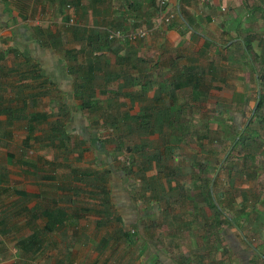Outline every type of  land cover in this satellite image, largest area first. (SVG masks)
I'll use <instances>...</instances> for the list:
<instances>
[{
	"label": "crops",
	"instance_id": "1",
	"mask_svg": "<svg viewBox=\"0 0 264 264\" xmlns=\"http://www.w3.org/2000/svg\"><path fill=\"white\" fill-rule=\"evenodd\" d=\"M61 1H66L75 7L72 6L76 9V24H79V28H70L65 37L64 35L60 37V34L54 32L51 27L43 28L42 23L28 26L35 17L43 19L50 15L48 13L53 14ZM135 1L45 0L32 4L28 17L21 21L10 1L0 0V75H9V78L14 77L16 80L15 87L10 89L11 93L14 92L12 101L17 99V102H14L18 113L16 124H25L24 128H26L29 123L32 131L37 128L45 132L55 123L62 124L68 135L63 141L66 142L65 145L69 143L72 146L75 139H77L75 143L82 142L81 150L78 149L75 155L76 163L82 162V156L87 152L86 146L91 148L95 169H75L78 173L92 172V175L96 174L97 178H105L108 175L115 180H122L123 174L119 171L114 172L112 165L100 174L97 173L96 168L110 165L114 147L113 141L99 136L97 126L100 124L110 130V121L112 118L116 119L113 116L121 114L122 119L125 115L138 116V111L144 107L150 109L154 116L157 112L155 110L159 109V101L162 98H168L169 90L165 89L166 91L162 92L161 87L170 86L175 69L177 73L183 72L180 68L184 66V63H179L180 57L188 61V68L196 71L197 61L203 53L210 50L211 54H220L222 51L229 54L225 56L226 65L233 66L239 60L235 59V61L232 58L240 45L238 38L247 44L260 41V38L256 40L253 30L261 25V21H264V0H209L208 2L168 0L176 15L167 25L155 24L156 0H153L152 4L151 0H139L136 1L137 4ZM144 5L145 10H143ZM256 24L257 26L254 27ZM80 29L87 30L88 33L82 34ZM137 29L151 30V32L141 40L107 41L106 32L109 30L125 33ZM227 40H233V42L227 44L225 42ZM65 41L67 45L63 47ZM216 42L224 43V45L216 44ZM192 51L193 55L190 54ZM242 53H244L243 50ZM238 56L241 55L238 54ZM4 65L8 68L5 69ZM244 65H248L249 68L250 62ZM162 72L168 78L161 82L159 87H154L155 82L158 81L156 75ZM205 72L207 75L208 71L205 70ZM198 73L200 76L202 71L199 70ZM220 80L224 79L220 78ZM202 81L205 80L202 78ZM185 88L191 90L189 87ZM181 89L183 88L176 91ZM44 98L46 102L42 105L44 107L40 108L39 103ZM142 100L146 102V105L140 103ZM165 100H162L163 105ZM167 106L164 105V107ZM36 109L40 111H34ZM40 114L47 116L48 127L46 123H43L45 121H38L41 122L39 125L33 122ZM76 116L82 118L74 124H79L81 132L85 134V140L75 132L69 134L67 129ZM4 125L10 127L8 122H4ZM42 137L40 140H43ZM55 139H61L59 133ZM46 142L49 147L54 148V143ZM94 144L95 147H93ZM151 163L155 165L157 162L152 159ZM22 167L20 166L16 175L19 176L17 181L20 182L17 188L7 187L10 180L8 172L0 173V264H70L73 257L70 258L69 245H65L64 240L75 241L76 239V234L70 231V225H72L70 219H73L71 205L58 203L60 198H54L56 202L43 199L47 195L43 194L40 187H28L25 181L28 175L22 173ZM17 181L14 180V183L16 184ZM121 185L125 186L123 182ZM103 187L106 192L108 210L111 213L107 217L109 218L110 215L112 217L114 211V218L118 217L120 219L118 223L122 225V219L113 209V204L118 205L116 202L121 194L128 196L126 192L128 189L126 186H119L120 190L115 188V194L107 189L106 183H103ZM155 190L152 187L147 190H144L143 186L141 188L142 194L147 199L149 197L148 203H152L151 208L157 207L155 201L157 199L150 198ZM240 193L242 198L237 204L243 209L242 214L245 215L250 211L247 215L251 213L256 215V212H259L262 219L257 220L255 225L239 219L243 223L242 227L239 224H230L223 219L198 216L202 208L199 211L195 208L197 212L191 219H187L189 214L185 215L183 225L187 232L185 235L191 236L195 230L193 227L200 225V230H203L199 236L203 238L197 241L199 237H196L194 250L180 256L179 264H186V262L189 264H264V224L260 222H264V208L258 211L260 201L264 203L261 199L263 194H253L243 190ZM11 194L17 198L12 204L10 203ZM22 194L24 196H21ZM179 201L183 204L186 199L182 197ZM97 203L95 201V207ZM128 205L132 212L128 219L130 224L135 226V210L131 202ZM46 209L52 211V215H42ZM61 211H64L63 218L60 216ZM200 214L205 213L202 211ZM32 215L36 216L35 220L32 219ZM231 216L234 219V215ZM81 220V218L78 220L77 227H83L80 224ZM30 224L38 228L36 229L34 225L30 227ZM189 225L192 228L188 227ZM213 225L217 228V232L212 231ZM32 234L33 247L26 252L22 243ZM54 234L59 237L51 238L50 236ZM150 242L148 240L147 247L151 258L162 262L154 243ZM61 244L63 251H60ZM98 252L97 255L101 253V251ZM166 258L168 257L164 258V262Z\"/></svg>",
	"mask_w": 264,
	"mask_h": 264
},
{
	"label": "rangeland",
	"instance_id": "2",
	"mask_svg": "<svg viewBox=\"0 0 264 264\" xmlns=\"http://www.w3.org/2000/svg\"><path fill=\"white\" fill-rule=\"evenodd\" d=\"M136 1L135 4H137ZM66 5L70 4L66 1H61L53 14L48 13L50 15L43 19L35 17L28 26L41 25L42 23L43 28L46 26L51 27L54 32L60 34V37L62 35L65 37L66 32L72 28L66 25V21L63 18L64 16L68 18V14L64 9ZM145 8L144 5L143 10ZM14 11L16 12V10ZM73 14L76 16L74 11ZM78 26L79 24H77V28H79ZM80 30L82 34L88 33L87 30ZM253 31L256 35V40L260 38V41L248 43L250 50L245 54L241 50L242 39L238 38L241 46L238 42V51L234 52L232 58L239 60L237 62L235 60L233 66L226 65L225 56H229V54L225 52L222 53L221 51L220 54H211L209 50L202 54L197 61L195 69L197 73L199 70L202 71L199 77L205 80L202 81L203 92L194 93L192 90L183 88L173 93V100L162 98V100L166 99L164 105H168L170 110L164 107L162 100L159 101V109H167L168 114H171L170 117L175 116L177 118L178 126H174L175 130L163 128L164 132L161 135L156 133L147 137L139 136L136 131L127 136L125 132L119 130L114 132L113 137L111 129L107 130L98 124L99 136L105 137L108 141L122 143L121 149L117 152L113 147V158L111 157L112 161L108 167L112 165L114 172L119 171L123 174V178L122 180H115L108 175L105 176L107 189H110L111 193L114 192L116 194V189L120 190V187L126 186L128 196L121 194L116 202L119 206L113 204V209L122 219V225H119V223L117 224L111 219L112 217L103 219L93 213L95 196L92 197L87 192L85 194L78 193L76 196L70 195V197L73 196V209L77 210L78 217L81 214L82 220L80 224L83 225L82 228L70 225L71 233L74 232L76 234L75 241H70L69 239L65 241L63 239L64 244L69 245L68 253L71 254L70 258L73 257V261L70 264H162V262L151 258L148 247L145 245L146 243L148 244V240L154 243L156 250L161 256L160 260L164 262V258L168 257L178 262L180 256H184L194 250L196 237H199L197 241L203 238L199 236L203 230H200V225L193 227V230H195L191 236L187 237L185 235L187 234L183 226L185 215L189 214L187 219H191L197 212H195V208L198 211L202 208L198 212V216L223 219L230 224H239L242 227L243 223L239 219L246 220L250 225H255L257 220L262 219L259 212H256L257 216L254 213L247 215L250 211L245 215L242 214L243 209L237 204L242 198V193H240L242 190L253 194H263L261 199L264 200V122L253 125L258 121L257 118L249 126L250 132H253L251 138L246 139V143L250 145L247 149L248 154H250L248 155L249 158L244 157L239 147L236 146L239 143L237 142L239 135L244 132V125L252 119L251 110L255 107L257 95L264 93L256 84V75L260 74L259 67L256 62H252L255 54H258V58L264 55V21H261V25L255 27ZM228 41L225 42L227 44L233 42V40ZM219 43L216 42V44ZM220 44L224 45V43ZM65 45H67V41H65L63 47ZM190 54L193 55V51ZM238 54L241 56H238ZM248 62H252L253 68H250L251 65L249 68L248 65H244ZM179 63H184V66L180 69L189 67L187 65L188 61L184 57H180ZM209 67L212 70L206 75L205 70H209ZM4 68L7 69V65H4ZM141 69L144 70L145 68L141 67ZM156 77L158 81L155 82L154 87H159L161 82L168 78L163 72L160 75H156ZM220 78L224 80L222 81ZM15 81L14 77L9 78V75H0V86L1 90L3 89L0 95L3 105L10 103L8 101H11L10 98L14 95V92L11 93L10 89L15 87ZM169 87H161L162 92L169 90ZM45 100L44 98L39 103L41 105L40 108L44 107L42 105L45 104ZM140 103L146 105L144 100ZM262 104L263 107L260 109L259 114L264 119V96L262 97ZM34 111L39 112L40 109ZM142 112L143 109L139 110L137 115L141 117ZM113 117L118 120L117 122L123 121L121 114ZM104 118L107 120L106 116ZM141 120L144 119L141 117ZM4 122H6V119L0 116V173L8 172L10 175L7 187L17 188V186H20V182L17 181L19 176H16L17 171L20 169V164L16 160H25L26 162H32L36 166V172L28 174L27 179H25L28 187H40L43 194L47 195L43 199L60 198L57 201L58 203L69 204L64 199L66 197L64 190L71 186H78L71 180L69 170L70 168L95 169L91 148L86 146L87 152L82 156V162L78 164L74 161L78 149H81V147L74 144L77 139L74 140L72 146L67 143L65 145L66 151H62L59 147H49L46 141L40 140L42 130L37 128L31 135L35 137V140H28L29 147L23 148L22 141L26 137V128H24L26 125L19 123L8 127L4 125ZM250 132H245L242 135L247 136V133L251 134ZM143 141L145 142L144 149L147 154L161 149V156H164L161 162L168 167L167 171H162V169H157L155 165L150 163L149 171L144 176L158 177L159 180L157 181L161 184L162 189L168 194H174L168 199V203L155 200L157 207L154 206L153 208H151L152 203H148L149 197L147 199L142 194V183L136 175L137 172L134 173V166H139L140 161L139 154L134 151V148ZM164 145L171 148L173 153L170 155L166 154V150H162ZM243 149L244 151L246 150L245 148ZM9 154L13 157H8L7 155ZM227 155L229 156L226 160ZM102 166L103 168H96L97 173L100 174L104 169L108 168L106 165ZM125 166H128L133 172L126 173L124 171ZM29 172H31V168ZM167 173L170 178L168 183L165 176ZM42 176H51L52 179L45 180ZM14 180L17 181L16 184ZM121 182L125 186H122ZM205 190L209 193L206 198V194H203L206 192ZM176 193L185 197L186 202L182 204L179 201L182 197H177ZM15 198L11 194V204L14 203ZM43 199L42 202L39 200L42 204ZM130 202L135 210L136 223L134 225H136V228L130 224L128 219L132 213L130 211L131 207L128 205ZM260 202L258 211L264 208L263 201ZM83 209L91 211L82 212ZM216 209L219 214H217ZM202 211H204V215L200 214ZM113 214L114 211L112 216H114ZM231 215H234V219ZM124 216H126L127 220ZM260 222L264 224L263 221ZM33 225L30 224V227ZM34 226L36 229L38 228V226ZM188 227H191V225ZM214 227L213 225L212 231L217 232V228ZM119 232L132 236L131 240H134L133 243L130 242L131 244L127 245L123 241L118 240ZM108 235L113 236L115 240L110 242L97 255L99 237ZM50 237L57 238L59 236L54 234ZM15 238L17 239V237ZM62 244L60 251L64 250ZM96 245L97 248L95 249Z\"/></svg>",
	"mask_w": 264,
	"mask_h": 264
},
{
	"label": "trees",
	"instance_id": "3",
	"mask_svg": "<svg viewBox=\"0 0 264 264\" xmlns=\"http://www.w3.org/2000/svg\"><path fill=\"white\" fill-rule=\"evenodd\" d=\"M9 1H10L11 6L13 7V9L16 10L17 16L21 20H25L28 17L27 15L29 13L31 5L34 3H41L45 0H9ZM152 2H153V0H151V4H152ZM74 12L76 13V9H74ZM63 18L65 21H67V17L64 16ZM72 26H70V27H72L73 29L77 28L75 15H74V22H73ZM111 31H114V30H111ZM55 36H57V35H55ZM107 41H110V40H107ZM242 50L245 54L250 50V47L247 44V42L246 43L242 42ZM257 55L258 54H255L254 60H252V62L257 63V65L259 67V71H260V74L256 75V84L258 87L261 88V90L264 91V55L260 56L259 58ZM252 62H250V65L252 64ZM256 63H254V64H256ZM251 67H252V65L250 66V68ZM208 69H209V70H207L208 72L212 70L210 67ZM35 76L39 77L38 75H35ZM170 81H171V83H170L169 93H168V98H170V100H173V98H174L173 93L179 88L189 87L194 93H199L200 91L201 92L204 91V86L202 84V77H199V73H197L193 68L183 69L182 73H177V69H175L174 74L172 75V79ZM2 90H1V86H0V93L2 92ZM263 96H264V93L257 95L255 107L251 110V114H252L251 118L252 119L250 118L251 120H249L248 123H246L244 125L245 126L244 132L242 134H244L245 132H250L251 129L249 128V126H251L254 123V121H253L254 119L258 118V121L256 123H254L253 125L259 124L260 122H264V119L262 117H260V114H259L260 109H262V107H263V104H262V97ZM1 98L2 97L0 95V115L4 116L6 118V122H8V125L11 127L12 125L16 124V121L18 120V116H17L18 113L16 111L17 106H16V104H14V102H17V99H14L12 101V99L10 98L11 101H8L10 103L3 105V100ZM167 109L170 110V107L167 106ZM167 109L155 110L157 112L154 113L155 114L154 116H152L151 110L144 107L143 108V114L141 115V117L144 120H141V117H139V116L125 115L123 121L117 122V120L113 119L111 116L110 119L112 118V120L110 121L109 127L111 128V131L113 133V137H114V132L119 131V130L122 132H125V134L127 136L130 133L136 131L137 134L141 137L142 136L147 137L149 135H153L154 133L161 135L164 132L163 128L175 130L174 126L175 125H176V127L178 126L177 118L175 116L170 117L171 114H168ZM149 112H150V114H149ZM178 114H179V111H178ZM32 118H34V117H32ZM46 119H47L46 115L40 114V115H38L37 120H34V119H32V120H34L33 122L35 124H38V125H39V123L45 121L43 123H46V126L48 127L49 125L46 122ZM79 119H82V118L80 116L79 117L76 116L74 118V120L71 122L70 127L67 129L69 131V134H73L75 132L76 135H79L82 139L85 140V134L83 132H81V129L79 128V124H77V125L74 124L75 121H79ZM38 121H41V122H38ZM27 125L28 126L26 127V137L22 141L23 148L29 147L28 143H27L28 140H30V139L35 140V137L31 136L32 132H33L31 130L32 126L30 127L29 123H27ZM83 129H84V127H83ZM58 133L61 136L60 140L55 139V136L58 135ZM41 134L43 136L42 138L44 141H48L49 143H52V144L56 143V144H54V148L59 147L62 151L66 150V147L64 144L66 142H63V141L67 138L68 135H67L65 127L62 126V124H60L59 122L57 124L55 123L54 126L51 125V127L49 128L48 131H46V132L42 131ZM122 134H124V133H122ZM122 134H120V135H122ZM242 134L239 135V137L237 139V142H239V143L236 146L239 147L240 152L243 153L244 157H248V155H250V154H248L247 149L250 147V145H248L246 143V139L251 138V135L253 134V132L251 134L247 133V136H243ZM81 143H82L81 141H77L75 143V146L81 147L80 146ZM113 143L115 145L114 146L115 151L116 152L119 151L121 149L122 143L115 142V141H113ZM100 145L101 144H99V146ZM93 147H95V144ZM241 147L245 148L246 150L244 151V149ZM144 148H145V142L144 141L141 142V144L139 146H135V148H134V151L138 152V154H139L138 156L140 158L139 166H134V173L137 172L136 175L140 179V182L142 183L144 190L150 189L151 187H152V189H156L154 191V193L152 191L153 194H152V196H150V198H155L159 201H164L165 203H168V199L174 194L173 193L167 194V193L163 192L164 190L162 189L161 184L157 181V180H159L158 177H154V176L146 177V176H144L145 172L148 170V168L150 166L152 159H155V161L159 164L158 166H157V163L155 164L157 169L160 168V169H162V171L163 170L167 171L168 167L164 163L161 162L162 158L164 159V156L163 157L161 156V154H162L161 150L153 151L151 154H147L146 150ZM80 150L81 149H79V151ZM162 150H166L165 152L168 155L173 153L172 149L167 147L166 145H164L162 147ZM7 156L10 158L13 157L10 154ZM228 156L229 155H227L226 160L228 159ZM16 161H18L20 166H23L22 173L28 175V174H32V172H36V166L32 162H26L25 160H20V159H17ZM29 163H31V164H29ZM30 168H31V172H29ZM69 171H70L71 180L74 181L76 184H78V186H71V187H68L67 190H64L66 193V197L64 199L67 203H69L71 205V211L73 214L71 216V218H73V219H70V223L72 225L79 226L78 220H80V218H81L80 217L81 214H79V217H78L77 210L73 209V204H74L73 199H72L73 196L70 197V195L72 194V195L76 196V195H78V193L85 194L86 192H87V194H89L92 197L95 196L94 197L95 201L98 202L96 204L97 209L95 210L96 207L94 206L93 212L96 213L97 215H99L100 217L104 218V219L111 218V215L109 218L107 217L108 214H111V213L108 210V204L106 203V198H105L106 192H105L104 187H103V183H105V178L104 177H101V178L98 177L97 178V176L95 174L92 175V172H90V173H86V172L78 173L77 170L72 169V168H70ZM124 171L128 174L133 172V170H131L128 166L124 167ZM165 176H166V181L168 183L170 180L169 174L167 173V174H165ZM42 177L45 180H51L52 179L51 176H42ZM94 190H97V191L99 190V191L96 192ZM203 194H206L205 198L209 196L208 191H206ZM175 195L177 197H182V195H178L177 193ZM21 196H24V194H22ZM30 197H33V196L30 195ZM49 201L50 202L51 201L56 202L54 200V198L49 199ZM208 202H209V200H208ZM207 204H211V203H207ZM84 211L88 212L91 210H89V209L84 210L83 209L82 212H84ZM216 211L218 214L217 209H216ZM52 213H53L52 211L46 209V210H44L42 215L48 216L50 214L52 215ZM60 216H61V218H63L64 211H61ZM35 217L36 216L32 215V219L35 220ZM111 219L115 223L120 222V219L118 217L114 218V216H112ZM135 228H136V225H135ZM143 229H145V228H143ZM136 232L138 233L137 229H136ZM131 237L132 236H129V234H127V233L122 234V232H119V239L118 240H121L124 243H126L127 245H129V244L133 243V241H134V240H131ZM32 238H34L33 234L30 238H28L25 242L22 243L26 252H28L33 247L32 246V244H33ZM114 240H115V238L113 236H109V235L106 237H101V239L97 243L98 248H99L98 251L104 250V248H106L110 244V242H113ZM97 245H96L95 249L97 248ZM145 245H147V243ZM163 263L164 264H179V261L176 262V261H172V260L166 258L165 262H163ZM186 264H189V263L186 262Z\"/></svg>",
	"mask_w": 264,
	"mask_h": 264
},
{
	"label": "built area",
	"instance_id": "4",
	"mask_svg": "<svg viewBox=\"0 0 264 264\" xmlns=\"http://www.w3.org/2000/svg\"><path fill=\"white\" fill-rule=\"evenodd\" d=\"M209 0H200V2H208ZM157 4V19L155 21L156 25H167L171 22V20L175 17L174 10L170 7L168 0H156ZM65 12L68 14V18L66 21L67 26H72L74 22V9L71 5L65 6ZM151 30L146 29H137L131 32L122 33L121 31H107L106 38L107 40H122L124 42H131L135 40H141L147 37L150 34Z\"/></svg>",
	"mask_w": 264,
	"mask_h": 264
}]
</instances>
